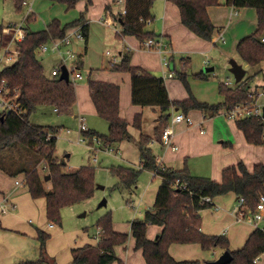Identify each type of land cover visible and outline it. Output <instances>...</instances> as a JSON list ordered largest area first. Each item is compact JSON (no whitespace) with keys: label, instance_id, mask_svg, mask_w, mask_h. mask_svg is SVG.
<instances>
[{"label":"trees","instance_id":"1","mask_svg":"<svg viewBox=\"0 0 264 264\" xmlns=\"http://www.w3.org/2000/svg\"><path fill=\"white\" fill-rule=\"evenodd\" d=\"M62 3L67 9L73 8L79 0H50ZM18 6L22 0H15ZM180 13L183 25L200 37L210 40L213 32L206 9L218 4L219 0H174ZM153 0H124V13H119L117 21L120 25L118 37L133 35L140 42L154 35L144 31L146 20L150 18V8ZM234 7H252L257 12V27L249 35L242 38L236 52L241 61L249 66L257 65L264 58V0H225ZM26 19V23L30 21ZM80 25L83 42L88 36V24L83 12L63 25L58 19H53L44 29L33 31L24 28V37L17 42L18 54L16 61L0 70V78L5 79L10 87H16L20 93V101L26 109L22 116L9 114L0 119V153L16 143L22 148L34 152V164H12L11 169L0 167L15 176L23 174L24 183L32 198L44 197L46 200V217L60 224L62 207L89 198L95 189V167L90 164L79 166L76 170L65 172L63 162L54 156L57 134L60 126L47 127L33 125L29 116L39 105H52L59 111L69 110L76 101L74 81L61 80L58 75L46 77L34 48L51 38H61L65 32ZM3 27L0 25V34ZM130 51L123 54L119 64H112L117 71H128L131 79V101L140 106L158 107V117L155 134L160 139L162 129L167 124L172 108L187 113L197 109L205 114L215 115L227 111L237 104L255 102L257 93L250 90L249 84L253 74H245L243 79L230 87L224 83L218 84V91L223 101L215 104L198 101L191 93L183 100H170L163 79L139 67L130 65ZM76 68H80L78 65ZM180 80L187 85L184 74L178 72ZM197 78H205L203 72L195 74ZM88 89L97 114L107 121V133L86 130L83 138H95L94 143L99 149L129 137L128 123L119 115V87L116 84L91 80L88 78ZM188 87V85H187ZM1 117V116H0ZM140 115H136L133 124L140 127ZM235 124L244 135L245 140L252 144L264 143V119L260 115L245 116L235 119ZM93 141V140H92ZM151 137L141 134L137 142L139 149V166H110L109 171L118 177V187L131 190L136 184L142 170L153 171L161 178L156 190L152 206L147 209L143 218L130 222V235L135 248L142 251L145 264H198V260H175L168 251L171 243H198L203 250L221 248L228 250L232 256L225 264H257L253 260L264 252V228L255 227L248 235L242 247L229 250V240L225 234H206L200 230L201 216L199 211L209 208L212 202L202 199L211 198L228 192L236 198L243 197L242 207L254 212L260 195L264 196V164L256 163L248 170L242 162L227 166L221 171L219 181L205 176L193 175L186 164L181 169L166 168L158 162L149 147ZM36 155V156H35ZM43 161L44 175L49 174L51 188L44 187L43 177L38 172V165ZM179 178L182 185L173 187V182ZM100 240L96 244H84L71 250L72 260L68 264H110L115 260L114 247L127 240V234L117 232L112 228V215L108 211L96 220ZM154 224L161 227L160 234L155 239L146 236V226ZM1 227V224H0ZM39 240V256L34 260H23L14 264H40L46 262L45 244L49 234L36 229Z\"/></svg>","mask_w":264,"mask_h":264},{"label":"crops","instance_id":"2","mask_svg":"<svg viewBox=\"0 0 264 264\" xmlns=\"http://www.w3.org/2000/svg\"><path fill=\"white\" fill-rule=\"evenodd\" d=\"M79 1L78 2L82 4L81 7H78L79 3L77 2L73 8L67 9L65 4L52 2L50 0H22L20 6L16 3L17 9L20 10L23 5H28V10L23 17V22L19 24V27H26L33 31H38L44 29L53 19H58L61 25H63L76 19L80 13L83 12L86 23L88 24L86 43L81 41L83 43L81 48L78 47L77 42H73L71 45V48L75 51L78 58L76 64L77 66L80 65L78 72L81 74V69L84 65L87 52L90 49V46L94 43V40H99L96 41V45L98 44L99 46L104 40H108L109 37L111 38L114 36V38L120 43V47L117 50L116 55H114L119 60L116 64L121 62L122 56L125 52L130 51V65L139 67L161 77L169 99L172 101L186 99L191 93L200 102H207L210 104L222 102L223 96L218 91V84L228 81V86L234 87L236 83H238L235 82L234 84H231V76L233 77V75L228 71V61L230 58H234L243 66L245 74H248L247 70L251 68L250 74H253V77L249 84L250 90L257 93L255 101L262 106L264 105V58L257 65L249 66L246 62L241 61L236 52L238 42L252 33L257 27V12L255 8L234 7L226 4L225 0H219L218 4L208 6L206 12L213 24V32L211 39L207 40L182 24L179 9L174 0H153L150 8L151 16L147 19L148 22H146L143 30L153 32L156 37L159 36L163 38L168 41L169 45H171L173 50L171 48L168 50L169 63L165 65V68L161 64L160 57L157 53L140 49L142 44L135 36L124 35L118 37L117 33H119L121 29L120 25L117 23L111 25L104 22L105 18L118 19L119 13H121L122 8L124 7V0L123 2H118L117 0L109 2L108 0H103L101 2L103 11L98 17L94 16L89 8H87V5L91 4V0ZM28 17H30L31 20L26 23ZM0 25L2 27H7L9 25L17 24H12L11 22V24L8 25L1 23ZM24 28L23 32L25 33ZM110 30L111 34L109 33ZM158 33L164 34H162V36ZM1 36L2 34H0V37ZM262 36H264V34ZM112 40L114 39L112 38ZM131 47H133V49H131ZM174 50L181 51L180 54L186 53L189 56H186V58L179 57L178 59ZM192 57H194L193 63H195L196 68L192 72H186V68ZM215 64L219 67L216 68ZM110 65H112V63ZM207 66L213 67V70L209 71L211 74L203 71V68ZM166 72H172L173 75L176 73L177 76L178 72L185 75L188 87L187 85L185 86L182 81V86H180L184 87L186 94L183 91V88L180 89V87H178L179 83L172 81L173 75L168 77ZM200 72L204 73L205 78L195 77V74ZM216 72H220L219 75H217ZM99 75L100 78H98V80L96 79L98 76L93 75L96 81L118 85L119 115L127 121V123H130V117L132 115L135 117L139 113L144 112L143 106L136 104L132 105L131 79L128 71L114 73L105 71ZM111 76H113V78H110ZM211 76L217 77V80L213 79L211 81L212 83H210L209 80ZM220 76L221 78H219ZM87 90V99L90 100L89 103L87 105L85 102L84 104L77 103L76 98L72 107L66 111L80 120V122L82 119L86 125L85 130L78 131V136H81L83 132L88 129L98 133H107L108 123L97 114L89 94L88 86ZM90 102H92V104ZM75 105L77 106L76 112H74ZM152 108L155 109V107ZM175 110L181 111L176 108H172L171 111ZM186 114L193 116L196 123L194 125H188L184 121H178L171 125L172 140L175 142V138L177 141V145L175 144L177 147L176 149L172 150L164 147L166 153L161 157L158 154L155 155V152L149 145L151 142L155 141L158 143V147L162 148L163 145L161 144L160 139L157 138L156 140H152L148 144L156 160L160 162L163 167L181 169L184 164H186L190 173L193 175L205 176L208 172L209 176L205 177L218 179L219 170L214 172V167L218 166L222 167V169L227 167V159L224 156L214 157V159L209 158L208 163L206 159H204L205 161L202 163H199L198 160L199 157L206 156L210 153L211 149L209 145L213 144V140L217 137L229 139L228 141L233 140L235 145L237 142L239 146L244 147V149L249 152H253L251 157L256 158V160L254 159L253 165L256 163L264 164V160L263 162H259L260 159L257 157L258 153L264 149V143L257 146L248 143L245 140L242 131L237 128L235 119L233 120V123V121L224 117L226 116L225 110L214 116L205 114L197 109L189 110ZM158 117L154 119V129L157 126ZM203 123L206 125V132ZM128 127L129 126H127V130H129ZM191 130H195L194 132L196 134H210L211 142H208L206 138L201 140L194 139L189 134ZM138 131L139 135L144 134L141 130ZM130 133L133 137L137 136L133 131H130ZM128 138H130V136ZM82 141L88 146L89 152L90 146L92 147L93 144H96L94 143V138L91 139L90 137H87ZM233 141L231 142L233 143ZM117 143H115V145L112 144L110 147L116 146ZM100 149L103 148L100 147ZM139 160L138 152V159L133 163L134 165L112 164L111 166L122 165L137 168L139 166ZM245 167L247 168V166ZM247 169L250 170L249 168ZM2 170L0 169V264H14L23 260L36 259L39 256V240L36 235L37 228L49 234V238L45 244V259L47 261L40 264H68L72 260L71 250L73 248L83 246L84 244H96L99 237L97 233L100 228L95 225L96 231H89L83 222L75 221L71 218L69 225L67 226L64 225L61 220L60 224L48 220L46 217L45 198H32L30 196L24 183L23 174L21 173L13 176L9 174V172ZM141 172L139 173V176L142 174ZM147 172L156 176L153 171L147 170ZM43 181H46L45 187L50 189L51 182L47 180ZM160 181L161 178L159 177V183ZM137 182L138 181H136L135 184L136 187ZM159 183L153 187L151 186V183H147L144 189L145 198L148 202L147 209H149L154 202ZM135 185L131 190H128L129 196L134 194ZM95 188L100 187L99 185H95ZM211 202L213 206L199 211L201 216L200 230L206 234H225L229 240V250L231 251L242 247L249 233L255 227L264 228V221H258L255 223V219L250 213H245L244 217L241 219L238 218L236 215L238 210L237 198L232 192L215 196L212 198ZM146 210H144V212ZM132 220H130V222ZM49 224L52 225L49 226ZM160 231L161 227L158 226L153 239L157 238ZM130 245L128 246L129 251L125 256L124 261L116 257V245L114 247L116 260L110 264H141L138 261L137 255L130 250ZM168 251L175 260H198V264H209V261L217 258L216 256L214 257V253H217L218 251L222 253L224 249L214 248L211 250H203L198 243H171ZM120 256L122 257V253ZM263 260L264 252L259 255L257 264H261Z\"/></svg>","mask_w":264,"mask_h":264},{"label":"rangeland","instance_id":"3","mask_svg":"<svg viewBox=\"0 0 264 264\" xmlns=\"http://www.w3.org/2000/svg\"><path fill=\"white\" fill-rule=\"evenodd\" d=\"M102 1L103 0H91V4L87 5V8H89L90 12H92V14L96 17H98L103 11V7L101 5ZM108 1L111 2L112 0H108ZM81 6L82 4L79 3L78 7ZM27 10H28V5H23L22 8L18 10L15 0H0V23L4 25H8L11 24L12 22V24L15 23L18 26L9 25L7 27H13V26L19 27V24L23 22L24 19L23 17L26 14ZM7 27L5 26L3 27V29L4 28L6 29ZM16 33H17L16 29H9L6 32H4L3 30V35L2 37H0V69L16 61L17 58L16 53L11 54L12 57L11 59H8L6 56H4V53L8 54V52H4L6 48L15 49L14 46L15 43L10 42L12 41L10 39L11 36L13 34L15 35ZM109 33L111 34V30ZM158 34L162 35L164 33H158ZM112 38L114 40H112ZM150 38H156V36L153 35ZM73 41L77 42L79 48L83 46V43L81 41L78 40L77 41L73 40ZM96 41L99 40H94V43L90 46V49L87 52L85 58L86 61L84 60V65L82 66L81 69L82 77L75 78L73 82L75 86L77 103L84 104L85 102L87 105L90 101L89 99H87L88 78L91 80H96V79L98 80V78H100L99 74L105 71L107 72L109 71L112 73L126 72V71L113 70L111 68L110 65L111 56L116 55L117 50L120 47V43L114 38V36H112L111 38L109 37L108 40H104V42L102 41L103 43H100L99 46L98 44L96 45ZM131 49H133V47H131ZM140 49L144 51H151L157 53L160 57L161 64L163 65V67L166 68L162 55L159 51H157L156 49H147L143 45H141ZM106 51H109L110 54L106 53ZM174 52L176 53L178 59L179 57L186 58V56H189L186 53L180 54L181 51L179 52L174 50ZM36 56L39 58V61L43 67L44 75L46 77H51L52 68L59 66L61 62L60 55L57 52L48 50L47 52H43L42 54ZM193 62H194V57L191 58L190 63L186 68V72H192L195 70L196 65ZM66 64L68 70H70L71 67L73 66V62H71V60H67ZM215 67L218 68L219 66H216L215 64ZM247 71L248 74H250L251 68H249ZM206 73H209V71H206ZM219 73L220 72H216L217 75H219ZM209 74H211V72ZM93 75H96L98 77L94 79ZM110 78H113V76H111ZM219 78H221V76ZM213 79L217 80V77L211 76L209 80L210 83H212L211 81ZM172 81L179 83L178 87H180V89L183 88V91L186 94L184 87H181L182 86L181 80L179 79L176 73L173 75ZM234 83L235 80L231 76V84ZM90 103L92 104V102ZM132 105L135 104L132 103ZM143 107H144L143 108L144 112L138 114L140 115V122H141L140 127H137L136 125L133 124L134 115L130 117L131 121L130 123H128L129 126L128 129L131 132L133 131L134 133H136L137 136L133 137L130 131L128 130L130 138H124L120 140L116 146L110 147L111 150H106L104 148L98 149L99 144H93L92 147L90 146L91 153L89 152L88 146L85 144V142L79 140L78 131L80 130L79 129L80 120L70 115L69 112L59 111V110H57L59 112L57 111L55 112L53 109L54 106L52 105H39L36 107L35 111L31 113V115L29 116V122L33 125H39L44 127H47L49 125H54L61 127L57 134L54 154L59 162H64V165L62 166L63 171L71 172L76 170L81 165L90 164L95 167V176H94L95 185L104 186L103 189L95 188L93 194L89 198L62 207L60 210V217L63 224L66 226L69 225V221L71 218L74 219L75 221L83 222L87 226L89 231L94 232L96 231V227H95L96 220L109 211L112 215V227L121 233L127 234V240L124 243L118 244L116 246V257L124 261L125 256L129 251L128 246L131 244L130 250L137 255L138 261L141 264H145V260L142 256V251L139 248H135V244L133 242L132 236H130L129 234V227H130L129 223L130 220L134 218L137 219L143 218L144 210L148 208V202L146 201L145 198L144 189L147 183H151L152 187L158 184L159 177L158 175L153 176L152 174H150V172H147V170L142 171L141 172L142 174L139 176L137 180L138 181L137 187L136 185L134 187L135 190L134 194L132 196H129L128 190L122 188H118V189L113 188V186L116 185V183L118 182V177L112 174L109 171L108 167L111 166L112 164L134 165L133 163H135L136 160L138 159V152H139L137 142L139 140L140 135L138 130H141V132L144 133V135L150 136L151 141L157 139L154 129L155 126L154 119L158 117V115L160 114V110L156 107L155 109L150 106H143ZM76 109L77 106L75 105L74 112H76ZM171 113L173 114L174 111H171ZM188 116L190 115L188 114ZM224 117L231 121L234 120V118H230L227 116ZM190 118L192 120L191 125H194L196 123L194 117L190 116ZM169 119H168V123H169ZM203 127L206 132L205 123H203ZM67 128H69L71 132L67 133L66 132ZM194 131L195 130H191L189 132L190 136H192L194 139L201 140L203 138H206L208 142H211L210 134H206V133H205L206 135L201 133L196 134ZM228 140L229 139H225L221 137H217L215 140H213V144L209 145L211 149L210 153L206 156L199 157L198 158L199 163L205 161L204 159H206L208 163L209 158L214 159V157L224 156L227 159L226 160L227 162L226 164H228L227 166L237 165L239 162L243 160L242 162L244 163V165L247 166V168L252 169L254 159L256 160V158L251 157L253 152H249L248 150L244 149V147L239 146L237 142L235 145L234 144L235 142L233 140H231L233 141V143ZM174 141L175 142H173L172 140V142L177 145V141L175 140V138ZM149 145L151 146L152 150L155 152L154 153L155 155L158 154L161 157L165 155L166 152L164 151V147L162 148L158 147L157 142L153 141ZM252 145L257 146L262 144H252ZM94 157H96L97 161H94ZM257 157H259L260 159L259 162H263L264 149L258 153ZM33 161H34V152L22 148V146L18 143H16L15 146L0 153V164L4 165L9 169H11L10 165L12 164L18 165L20 163L22 165L24 164L27 167H29L34 164ZM42 163L43 161L41 160V163L37 166L38 172L41 176L44 175L46 172V169L42 167L43 166ZM0 169L2 170L1 167ZM218 170H219V178L215 180L221 179L222 167L215 166L214 172H217ZM205 176H209L208 172L207 175ZM47 181H49V179ZM45 182H44V187H45ZM103 198L106 199V204L100 206L99 203ZM157 228H158L157 225L148 224L146 226V236L148 238L153 239L155 237V231ZM99 240H100V236L98 237V241ZM121 253H122V257L120 256ZM220 254H221L220 251H218L217 253H214V257L215 256L218 257ZM261 264H264V260L261 262Z\"/></svg>","mask_w":264,"mask_h":264},{"label":"built area","instance_id":"4","mask_svg":"<svg viewBox=\"0 0 264 264\" xmlns=\"http://www.w3.org/2000/svg\"><path fill=\"white\" fill-rule=\"evenodd\" d=\"M118 2H123V0H117ZM125 9L124 7L121 10V13H124ZM104 22L107 24H119L117 19L115 18H105ZM148 22V20H146ZM9 29H16L17 33L11 36L12 41L14 42L15 49H8L6 48L4 52H8V54L4 53V56H6L8 59H11V54L16 53V56L18 54V46L17 42L20 41L25 33L23 32L22 27H7L6 29H2V35H3V30L4 32L8 31ZM2 37V36H1ZM75 41H83V36L80 30V25L75 26L65 32L64 36L61 38H51L48 42H44L39 44L34 48V53L35 55L42 54L43 52L53 51L57 52L60 55L61 62L59 66L54 67L51 70V75H58L60 74V66L61 65H67L66 61L71 60L73 62V66L71 67L69 71V78L70 80H73L75 78H81V74L78 72V68H76V61H77V55L75 52L72 50L71 45ZM261 41H264V36H261ZM141 44L147 48V49H156L159 51L162 55V58L164 60L165 65L169 63V48L170 45L168 41L164 40L163 38L157 36L156 38H147L144 41L141 42ZM167 50V51H166ZM106 53H109V51H106ZM165 53V54H164ZM164 54V55H163ZM118 59L116 56L112 55L111 56V63L116 64L118 63ZM68 69V68H67ZM1 70V69H0ZM173 75L172 72H168L167 76L171 77ZM224 84L228 85V81H224ZM20 93L16 87H10L9 84L5 79L0 78V116L5 117L6 115L9 114H14L16 116H22L26 113L25 107L22 105L20 99ZM58 109L54 107V111H57ZM225 114L227 117L230 118H241L245 116H252V115H260L262 116V105L259 104L257 101L252 102V103H246V104H237L231 109L225 111ZM178 121H184L188 125L192 124L191 118L184 112L182 111H177L175 110L173 114L170 115L169 123L164 126L162 129V133L160 136V142L165 148H170L172 150L176 149V145L172 142V128L171 125L175 122ZM80 130H85L86 125L84 121L81 119L80 125H79ZM66 132L69 133L71 130L69 128L66 129ZM264 137V133H263ZM79 140H85L82 136H79ZM95 140V138H94ZM106 150H111L110 147H104ZM94 161H97V159L94 157ZM173 187H180L182 183L180 182L179 178H176L175 181L173 182ZM203 200L211 202L212 198L210 196H203ZM244 204V199L243 197H238L237 198V205H238V210L236 212V215L238 216L239 219L243 218L245 213H250L253 218L255 219V223L258 221H264V196L260 195L259 202L256 205V210L254 212L250 211L249 209H245L242 207ZM52 224H49L51 226ZM100 232V229L98 230ZM258 257L256 256L254 258V262L257 263Z\"/></svg>","mask_w":264,"mask_h":264},{"label":"water","instance_id":"5","mask_svg":"<svg viewBox=\"0 0 264 264\" xmlns=\"http://www.w3.org/2000/svg\"><path fill=\"white\" fill-rule=\"evenodd\" d=\"M229 67L228 71L233 75L235 82H240L244 75H245V69L243 66L238 63L234 58H230L228 61ZM213 70L212 66H207L203 68V71H211ZM59 79L69 81V71L65 65L60 66V74H59ZM3 117L1 116L0 119ZM262 118L264 119V105L262 106ZM44 180L49 179V174L44 175L43 177ZM100 188H103L102 185H99ZM106 204V199H102L99 203V205H105ZM232 256L228 250H224L217 258H215L212 261H209V264H225L231 260Z\"/></svg>","mask_w":264,"mask_h":264}]
</instances>
